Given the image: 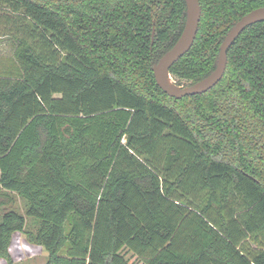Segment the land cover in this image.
Returning <instances> with one entry per match:
<instances>
[{
	"label": "trees",
	"instance_id": "obj_1",
	"mask_svg": "<svg viewBox=\"0 0 264 264\" xmlns=\"http://www.w3.org/2000/svg\"><path fill=\"white\" fill-rule=\"evenodd\" d=\"M177 83L214 69L219 44L264 0H199ZM13 55L0 72V257L15 231L43 264H264V21L227 50L222 78L175 99L152 66L183 0H0ZM154 43L150 48L152 20ZM27 218L36 230H26ZM132 264V263H130Z\"/></svg>",
	"mask_w": 264,
	"mask_h": 264
},
{
	"label": "water",
	"instance_id": "obj_2",
	"mask_svg": "<svg viewBox=\"0 0 264 264\" xmlns=\"http://www.w3.org/2000/svg\"><path fill=\"white\" fill-rule=\"evenodd\" d=\"M183 1L185 3V21L181 33L174 44L152 66L153 75L158 87L175 99L186 95L201 94L212 88L225 72L227 50L231 44L247 26L264 21V5L253 8L241 16L233 23L223 37L219 45L214 69L197 81L179 84L170 73L169 68L192 46L201 15L199 0Z\"/></svg>",
	"mask_w": 264,
	"mask_h": 264
},
{
	"label": "rangeland",
	"instance_id": "obj_3",
	"mask_svg": "<svg viewBox=\"0 0 264 264\" xmlns=\"http://www.w3.org/2000/svg\"><path fill=\"white\" fill-rule=\"evenodd\" d=\"M8 13L14 15L8 6L0 5V72L8 64L9 59L13 55L11 37L8 36L9 31L7 24L3 22V19H5ZM9 197L10 198L5 199L4 204L0 206V217L8 210H14L21 214H25V201L16 193H10ZM26 230H36L33 226V221L30 218H27ZM14 240L18 241L20 245L23 246V250H25L20 256L19 252V254L16 255V258L10 255L15 264H43L46 261L48 251L39 244L29 242L26 233L23 231H15L12 234L11 242L14 243ZM121 253L129 264H140V259L134 253L127 251L126 249H123ZM1 262L2 263L0 264H7L5 259L1 260Z\"/></svg>",
	"mask_w": 264,
	"mask_h": 264
},
{
	"label": "built area",
	"instance_id": "obj_4",
	"mask_svg": "<svg viewBox=\"0 0 264 264\" xmlns=\"http://www.w3.org/2000/svg\"><path fill=\"white\" fill-rule=\"evenodd\" d=\"M8 251H9L11 256L16 258V255H18L19 252H20V254H19V256H20L21 254H23V252L25 250H23V246L20 245V243L18 241L14 240V243L10 242V245L8 247ZM1 260H4V259L0 257V263H2Z\"/></svg>",
	"mask_w": 264,
	"mask_h": 264
},
{
	"label": "flooded vegetation",
	"instance_id": "obj_5",
	"mask_svg": "<svg viewBox=\"0 0 264 264\" xmlns=\"http://www.w3.org/2000/svg\"><path fill=\"white\" fill-rule=\"evenodd\" d=\"M155 31H156V26H155V20H152V27H151V40H150V48L152 47L153 43H154V36H155ZM227 33V32H226ZM225 33V34H226ZM225 36V35H224ZM223 36V37H224ZM223 39V38H222ZM221 39V41H222ZM220 41V43H221ZM220 45V44H219Z\"/></svg>",
	"mask_w": 264,
	"mask_h": 264
}]
</instances>
